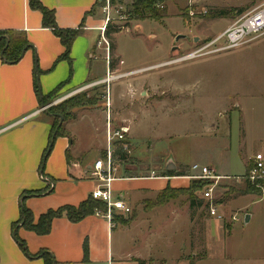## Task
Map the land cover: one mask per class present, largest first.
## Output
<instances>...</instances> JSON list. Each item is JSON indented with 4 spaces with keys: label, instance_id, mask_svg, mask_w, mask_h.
Masks as SVG:
<instances>
[{
    "label": "rangeland",
    "instance_id": "1",
    "mask_svg": "<svg viewBox=\"0 0 264 264\" xmlns=\"http://www.w3.org/2000/svg\"><path fill=\"white\" fill-rule=\"evenodd\" d=\"M120 1L126 5L124 17L116 19L110 35H105L110 43L109 61L121 66L119 72L111 71L115 79L109 86L114 97L120 93L116 85L126 84L127 90L121 91L122 109L129 115L136 108L138 114L133 119V133L125 117L111 116L113 127H129L124 158L120 144L115 146L114 156L122 161L119 172L132 176L146 175L147 170H155L157 175L173 171L177 176L178 163L187 165L186 186L169 187L165 197L142 200L129 216L140 215L139 225H155L156 234L150 239L155 242V252L168 259L156 255L160 260L151 264H264V197L244 194V179H238L245 175L246 165L253 163L251 156L264 152V35L231 49H224L227 43L222 40L210 47L222 51L183 58L209 44L264 0H165L158 6L165 8L161 21L137 20L134 0ZM242 7L247 10L236 19L208 16L212 11ZM178 35L183 37L176 40ZM156 64L160 65L142 70ZM144 75H153L161 86L184 85L187 103L164 106L153 99L143 110L137 109V103L130 100L131 84ZM103 85L82 91L88 98H96L92 107L104 100L108 85ZM99 112L75 125L77 145L94 147L90 158L106 149L105 113ZM194 162L230 177L215 183L213 196L222 201L227 216L235 214L238 220L209 216L204 202L200 203V191L208 181L188 168ZM167 164L174 168L167 170ZM185 189L198 197L196 206L189 207ZM248 214L251 219L246 223Z\"/></svg>",
    "mask_w": 264,
    "mask_h": 264
},
{
    "label": "crops",
    "instance_id": "2",
    "mask_svg": "<svg viewBox=\"0 0 264 264\" xmlns=\"http://www.w3.org/2000/svg\"><path fill=\"white\" fill-rule=\"evenodd\" d=\"M99 1L42 0L47 8L54 10L60 28H80L82 31L72 43L70 59L58 61L65 52V46L51 29L44 28L42 13L32 10L29 0H0V32L12 33L14 38L21 36L27 41L16 63L4 61L0 53V264H45L44 258L38 256L42 252L52 255L56 264H140L139 261L151 264L160 260L156 255L162 256L163 260L168 259L155 252V242L150 239L152 234H156L155 225H139L140 215L135 218L129 216L142 200L156 198L167 187L186 186L185 164L179 166L178 163V172L184 175H157L155 170H147L146 175L128 176L119 172L122 161L115 158L116 178L111 183V190L115 199L123 200L132 209L130 215L115 210L110 220L106 215L107 207L106 212L97 211L79 222H71L63 216L54 219L50 232L44 235L27 230L19 222L22 205L33 212L36 223L40 215L50 209L79 205L100 184L92 175V169L96 160L106 157V149L90 158L94 147L82 148L74 138H77L75 125L88 119L92 113L99 116L101 109L105 113L107 148L105 99L94 107L74 108L72 119L61 117L59 125L63 127V134L58 136L43 161L54 122V115L47 112L48 108L85 89L104 86L102 81L108 70L115 73L121 70L118 63L110 62V65L106 47L99 45L103 16L100 7L91 12ZM160 64L143 67L142 70ZM152 76L144 75L131 84L134 87L130 100L137 103V109L143 110L153 99L164 103V106L165 103H187L189 95L184 85L171 83L169 87L161 86ZM36 79L39 93L36 91ZM60 85L59 92L52 95ZM123 86L120 83L115 87L120 93L112 95L110 116L113 119L125 117L131 122L130 132L133 133V125L136 124L133 119L138 112L133 108L129 115L124 113L121 91L127 89ZM138 93L145 99H139ZM44 97H50L49 101L45 102ZM194 164L209 166L194 162L188 166L192 172ZM153 172L155 176H152ZM218 204L226 217L233 215L227 216L223 203ZM166 205L157 207L156 212ZM152 212L155 213H146ZM13 225H17L15 230ZM16 234L20 241H24L26 250L16 239Z\"/></svg>",
    "mask_w": 264,
    "mask_h": 264
},
{
    "label": "trees",
    "instance_id": "3",
    "mask_svg": "<svg viewBox=\"0 0 264 264\" xmlns=\"http://www.w3.org/2000/svg\"><path fill=\"white\" fill-rule=\"evenodd\" d=\"M165 0H134L132 7H133V14L135 15L137 20L141 19H152L155 21H161L164 18L163 15V9L158 7L162 2ZM29 6L32 10H37L42 13V24L44 28L51 29L56 36H58L61 39L62 44L65 46V52L62 56L58 58L59 60L64 59H70V50L73 41L75 38L81 34V29H62L60 28L56 23L55 18V12L54 10H51L47 8L43 3L42 0H29ZM101 6V3H96L95 7L92 9V13L95 11L96 8H99ZM247 10L246 7L242 8H232L230 10H219V11H212L209 13V17L212 18H231L236 19L240 15L243 14ZM111 27L112 25L109 24L105 35L108 37L111 33ZM119 32V31H118ZM6 35V36H5ZM0 53H2V58L6 62L16 63L20 60L23 50L25 46L27 45V41L25 38H22L19 36L18 38H14L12 33L8 32H0ZM113 47V46H112ZM112 65V63H110ZM37 77V76H36ZM36 91L39 93V83L36 79ZM62 85L57 87L53 93L56 94L61 89ZM51 96V95H50ZM50 97H44L43 100L45 102H48ZM93 98H88L87 94L84 92L77 93L60 103H58L55 106H52L48 108L47 112L54 115V122L52 124L51 128V135L49 140V145L44 153L43 161H45L46 157L52 150V147L58 138V136H61L63 134V127L62 125H59L61 117L64 118V120L70 119V117L74 118L71 114V110L74 108H80V107H87L94 104ZM59 116H57V115ZM121 157L124 158V154L126 151H124L121 147L120 150ZM124 153V154H122ZM250 163V164H249ZM246 165V173L244 176H247L249 174V171L252 167V163L249 162ZM173 171H167L164 174L168 176H173ZM178 174L176 175H184L182 172H176ZM208 184V182H204L203 188ZM245 187L243 189V193L246 195H257L264 197V178L263 179H257L256 181H250L248 178L244 179ZM170 190L169 187H167L163 192L160 193L159 197H165V193H167ZM184 194H186L189 198L190 205L192 207L196 206V199L198 198L194 193H192L189 189H185ZM218 203H221V200L217 201ZM200 203H203V200H200ZM190 206V207H191ZM97 211H100L101 213H104L107 211V205L97 199H94L92 195L87 198L86 200L82 201L79 205H65L62 207H59L57 209H50L48 212L40 215L38 221L34 222V215L33 212L28 209L26 206L22 205L21 207V217L19 222L23 223V227L27 230H31L39 235H44L50 232L52 227V222L54 219L66 216L71 222H79L80 220L84 219L87 216L95 214ZM133 218V217H132ZM15 226L13 225V228L15 230ZM229 230L231 228H228ZM16 239L20 241L17 234L15 235ZM22 248L26 250V245L23 240L20 241ZM38 256H42L45 260V264H56L54 261L52 255H50L47 252H42L38 254ZM140 264H145L144 261H139Z\"/></svg>",
    "mask_w": 264,
    "mask_h": 264
},
{
    "label": "built area",
    "instance_id": "4",
    "mask_svg": "<svg viewBox=\"0 0 264 264\" xmlns=\"http://www.w3.org/2000/svg\"><path fill=\"white\" fill-rule=\"evenodd\" d=\"M101 3L100 11L103 16V26L101 29V38L99 40V45H104L107 50V60L110 57V43L105 37V31L109 24L115 22L116 19H121L124 17L123 10L125 4L120 0H100ZM160 6V5H159ZM264 35V2L260 7L254 9L247 15L236 20L226 31L219 34L214 40L199 47L198 49L190 52L188 55L184 56L185 59H191L195 57H200L203 55L217 53L224 49H231L242 45L246 42H252L259 39ZM225 40L227 46L221 50H211L210 47L216 45L220 41ZM184 59V60H185ZM110 63V61H109ZM124 63L123 61L121 62ZM110 70L107 71V75L102 83L107 84V90L104 95L106 101L107 109V127H106V137H107V148L105 159L99 158L95 161L92 175L100 181L99 186L92 191V197L94 199L104 202L108 207L107 217L113 219V211H120L123 215H130L132 209L126 205V203L121 199H115L111 190V183L116 178L114 176L115 168V146L120 144V147L127 151L129 148L126 135L129 132V127L120 126L113 127L111 123L110 109L112 106V95L111 88L109 86L110 82L115 79V76ZM192 170L199 173V178L208 181V184L200 191V197L205 201V205L208 209L209 214L220 220H224L226 216L220 211V205L216 202V198L213 196V188L215 183H218L223 178H230L229 176H223L216 172L215 169L210 166L194 164L192 165ZM155 176V173H152ZM248 178L250 181H256L257 179L264 178V154L258 153L253 158L252 167L247 176L238 177V179ZM230 219L232 221L238 220L237 215H231Z\"/></svg>",
    "mask_w": 264,
    "mask_h": 264
},
{
    "label": "water",
    "instance_id": "5",
    "mask_svg": "<svg viewBox=\"0 0 264 264\" xmlns=\"http://www.w3.org/2000/svg\"><path fill=\"white\" fill-rule=\"evenodd\" d=\"M182 37H183L182 35H178V36L176 37V40H179V39H181ZM173 168H174V166L171 167L170 164H167V165H166V169H167V170H171V169H173ZM250 218H251V216H250L249 214L246 215V216H245V222L248 223V222L250 221Z\"/></svg>",
    "mask_w": 264,
    "mask_h": 264
}]
</instances>
